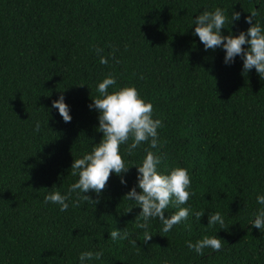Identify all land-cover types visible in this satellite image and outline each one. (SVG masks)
<instances>
[{"label": "trees", "instance_id": "obj_1", "mask_svg": "<svg viewBox=\"0 0 264 264\" xmlns=\"http://www.w3.org/2000/svg\"><path fill=\"white\" fill-rule=\"evenodd\" d=\"M215 7L241 13L224 35L246 30L258 9L264 25V0H0V264H78L80 252L101 250L89 264H264V230L249 225L264 194V79L254 68L243 74L238 57L225 66L221 49L205 51L192 35L191 19ZM108 73L152 104L162 123L160 170L188 169L192 195L181 207L204 213L168 233L150 219L146 243L135 227L140 209L123 197L148 141L131 155L120 146L132 167L122 174L127 184L110 175L99 197L86 194L98 203L73 204L75 194L65 212L43 203L52 188L67 192L73 159L100 142L88 105ZM60 95L69 123L51 109ZM176 210L170 204L165 217ZM209 212L224 225L207 227ZM115 229L136 246L113 241ZM205 235H217L221 250L187 248Z\"/></svg>", "mask_w": 264, "mask_h": 264}, {"label": "clouds", "instance_id": "obj_2", "mask_svg": "<svg viewBox=\"0 0 264 264\" xmlns=\"http://www.w3.org/2000/svg\"><path fill=\"white\" fill-rule=\"evenodd\" d=\"M258 15L259 9L245 17V23L249 25L246 30L239 31L238 34L229 31L224 35L221 30L226 29V24L234 27L235 22L240 21L241 13L231 10L229 15L220 7H215L211 11L203 10L191 19V28H194L192 35L199 38L205 51L221 49L224 52L225 66L235 63L238 57L242 61L243 74L254 68L264 79V25L259 19H255ZM244 45L247 47L243 48ZM101 51L102 49H96L97 54ZM99 63L107 64L108 59L100 56ZM110 86L116 87L109 92ZM96 92L99 95L91 99L88 108L98 113L96 131L102 133L100 142L92 145L91 150L84 152L79 158L73 159L71 174L77 179L68 186L67 192L61 194L60 191L52 188L44 195L43 203L55 204L60 212L68 210V201L73 194L76 198L72 200L73 204L78 200L98 203V200L93 201L86 194L91 191L99 197L110 175L119 177L121 185L126 186L127 181L122 174H126L129 168L134 167L137 171L135 185L129 189L123 199L138 205L140 212L137 218L142 219L143 222H139L138 219L135 227L143 230L145 243L153 237L148 231L150 219H158L164 233L171 231L174 225L187 221L190 213L200 220L204 213L194 212L190 206L181 207L187 204L192 195L189 190L191 178L188 169L174 167L166 172L160 170L163 156L158 151L157 130L162 127V123L160 119L153 118L152 104L140 96L135 86H117L116 77L112 73H108L97 83ZM51 109L57 111L63 122H71L70 108L65 103L63 95L52 101ZM40 127L37 121L34 131L39 132ZM145 141L149 142V147L144 150L141 161L132 167H127L122 159L120 146L126 145L124 152L126 155H131ZM150 149H157V152ZM256 203L260 207L252 214L253 218L249 225L261 233L264 230V194L256 196ZM170 204L177 210L165 217L164 210ZM217 224L222 227L224 218L220 212H209L207 227ZM109 235L113 241L128 240L129 244L136 246V241L129 239V234L125 230L115 229ZM185 243L189 250L200 256L204 254V249L218 252L222 248L221 239L217 235H205L194 243L192 241ZM102 255V250L82 251L77 257L78 264H89L99 260Z\"/></svg>", "mask_w": 264, "mask_h": 264}]
</instances>
